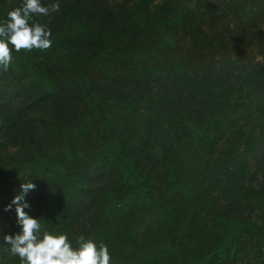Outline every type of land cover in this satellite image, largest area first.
Segmentation results:
<instances>
[{
	"label": "trees",
	"instance_id": "trees-1",
	"mask_svg": "<svg viewBox=\"0 0 264 264\" xmlns=\"http://www.w3.org/2000/svg\"><path fill=\"white\" fill-rule=\"evenodd\" d=\"M59 3L31 21L52 46L0 71V264L27 182L41 235L110 264L144 216L163 245L137 264H264V0Z\"/></svg>",
	"mask_w": 264,
	"mask_h": 264
},
{
	"label": "clouds",
	"instance_id": "clouds-1",
	"mask_svg": "<svg viewBox=\"0 0 264 264\" xmlns=\"http://www.w3.org/2000/svg\"><path fill=\"white\" fill-rule=\"evenodd\" d=\"M59 0L47 6L42 0H23L22 6L7 14L0 21V71L7 72L13 62V51L31 52L47 50L52 46L51 31L40 23H31L34 16H49L60 11ZM11 46V47H10ZM22 194L12 201L16 205L17 224L20 231L4 237L8 251L20 260V264H110L108 247L81 235L74 248L66 234L54 235L47 231L41 235L40 220L31 217L25 209L30 205L25 196L36 185L27 182L21 185ZM9 205L7 210H11Z\"/></svg>",
	"mask_w": 264,
	"mask_h": 264
},
{
	"label": "rangeland",
	"instance_id": "rangeland-1",
	"mask_svg": "<svg viewBox=\"0 0 264 264\" xmlns=\"http://www.w3.org/2000/svg\"><path fill=\"white\" fill-rule=\"evenodd\" d=\"M153 218L150 216H144L140 223L138 224V236L139 241L144 243V246L140 249V251H136V249H130L129 251V262L130 264H137V260L146 255L151 254V252L161 245H163V241L161 240V236L157 235L153 238L154 227L152 225Z\"/></svg>",
	"mask_w": 264,
	"mask_h": 264
}]
</instances>
